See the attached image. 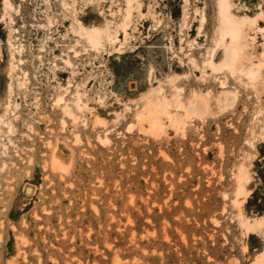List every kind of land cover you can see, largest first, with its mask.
Here are the masks:
<instances>
[{
	"label": "rangeland",
	"instance_id": "obj_1",
	"mask_svg": "<svg viewBox=\"0 0 264 264\" xmlns=\"http://www.w3.org/2000/svg\"><path fill=\"white\" fill-rule=\"evenodd\" d=\"M128 1L11 0L3 17L0 0V101L11 96L13 125L0 131V264H259L264 225L248 232L240 213L264 221V76L205 66L225 27L220 0H134L126 20ZM232 1L244 56L264 60V0ZM225 78L238 95L228 110L181 128L163 118L155 134L139 125L147 102L175 106V85L186 101ZM57 144L66 171L50 165ZM241 165L251 179L238 194Z\"/></svg>",
	"mask_w": 264,
	"mask_h": 264
},
{
	"label": "bare ground",
	"instance_id": "obj_2",
	"mask_svg": "<svg viewBox=\"0 0 264 264\" xmlns=\"http://www.w3.org/2000/svg\"><path fill=\"white\" fill-rule=\"evenodd\" d=\"M133 1L134 0L128 1L129 6L127 8V12H126V16H125L126 20H129L131 17L132 2ZM4 4H5V10L3 13V17L7 14L10 15V12L8 9L10 7L12 8L11 0H5ZM233 7H234V3L232 0H220V15H221V19H222V22H223L225 27L223 28L220 42L217 44L216 48H213L214 50L212 51V53L210 52L211 57L208 59L205 66H209L212 69V71H214V72H220V71H226L227 72V71H229L231 74L242 73V74L246 75V77H248L250 80L254 81V80H257V79L264 76V60L262 59V60H258L257 62H254V61L248 60L244 56V54H243L244 46L241 43V38H242V34H243V23L239 19L235 18V16L232 14ZM125 25L126 24H124L123 27H124V31L127 33L128 26H125ZM125 27H127V28H125ZM73 28H74V31H76V32L79 31L77 27H73ZM87 38L92 44H98L100 42V38H101L100 29L99 30L94 29V31H92L91 33H88ZM13 42H15V41H13ZM10 46L11 47L14 46L12 41H10ZM19 48H21L19 50V52L21 53L23 46L19 47ZM218 49H220V51H222L221 52V58L219 61H217V59H216ZM11 55H12L11 57L13 60L11 59L12 61L9 64L8 72L10 75H13L15 68H16V63H15L14 59H16V57H18V56H15L14 52H12ZM218 55H220V54H218ZM18 61L20 63L24 62L23 56H20ZM66 61H67V64L70 63L69 59H66ZM192 63L196 67L202 68V66L199 65V62H197V60L194 58L192 59ZM203 73H206L204 69H203ZM22 74H23V76L21 77V79H19V85L25 86L27 84V80H28V73L26 70L23 69ZM171 81H175V80L171 79ZM220 82H221L222 86L224 87V89L222 91H220L218 94L213 95V94H211L212 91L204 93V92H200L199 90L193 89L192 95L186 101H184L181 98L182 88L175 85V87L177 89V92L175 93V106L172 105L170 103V101H168L167 99H165L164 101H162L161 103H158V104H155L154 102L149 101L146 103L143 110L137 111V114H136L137 121H138L139 125H141V127L148 124L149 125V131L154 133V132H157V131L165 128V123L162 120L163 118H168L169 121L172 123V125L175 128H181L183 125L187 124V119H195V118L206 119L205 117L209 114L215 115V114L222 113V112L228 110L229 108H231L235 105L237 98H238V95H237L236 91L230 90L227 88L228 86H227L226 78H225V80L224 79L222 81L220 80ZM9 89H10V92L8 91V93H9V95H11L13 92V83L10 84ZM162 90H163V88L160 87L159 91H162ZM84 92H83V94H84ZM153 92H155V90H153ZM152 95L153 94L151 92L147 96V98H149L151 100ZM10 97L11 96L8 97L9 100L6 99V100L0 101V131H2V124H6L5 126L8 127L7 130H9L10 132H13L12 122L7 121L5 119L6 114H7L8 110L12 104ZM54 101H55V104L62 107V109L66 115L72 117L74 120L78 119V115L75 112L74 107L70 103L66 102L64 95H58L57 99ZM88 106L89 105L86 103V101L84 102V100L82 98V93L80 91H77L76 100H75V107L78 110H82L83 108L86 109V107H88ZM1 107H5V109H6L5 113L1 112ZM10 110H9V112H10ZM9 118L10 117L8 116V119ZM133 125L134 124L132 123L131 127H133ZM261 128L263 129V132H264V123H263V126ZM105 138H103V140H105ZM106 140H107V138H106ZM49 143L51 144V142H49ZM67 163H69V162H65V155H63L62 149L59 147V145L57 144V145L53 146L51 162H50V165L52 166V168L55 170L66 171L67 166H68ZM249 170L244 165V166L240 167V169L238 171V174H237V182H238V186H237L238 192L237 193L238 194H242V192L245 191L246 185L249 182V180L251 179L250 178L251 172H249ZM236 201H238V200H236ZM239 202H241V201H239ZM240 221L242 222L243 226L246 228V230L248 232L255 230L256 229L255 226L257 224H259V226L264 225L263 220H261V219L260 220H257V219L251 220L250 217L245 216L243 212L240 213ZM263 228H264V226H263ZM260 229H262V228H260ZM258 262H260L259 264H264V257H261L260 261H258Z\"/></svg>",
	"mask_w": 264,
	"mask_h": 264
}]
</instances>
